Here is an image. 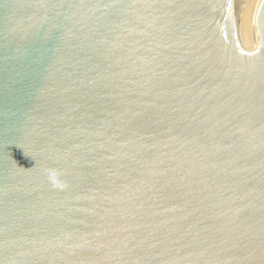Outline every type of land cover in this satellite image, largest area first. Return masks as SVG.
<instances>
[{"label": "water", "instance_id": "95a60500", "mask_svg": "<svg viewBox=\"0 0 264 264\" xmlns=\"http://www.w3.org/2000/svg\"><path fill=\"white\" fill-rule=\"evenodd\" d=\"M0 264H264V0H0Z\"/></svg>", "mask_w": 264, "mask_h": 264}, {"label": "clouds", "instance_id": "9594fccd", "mask_svg": "<svg viewBox=\"0 0 264 264\" xmlns=\"http://www.w3.org/2000/svg\"><path fill=\"white\" fill-rule=\"evenodd\" d=\"M51 178H52V180L55 182V180H56V174H55V173H52V174H51Z\"/></svg>", "mask_w": 264, "mask_h": 264}]
</instances>
